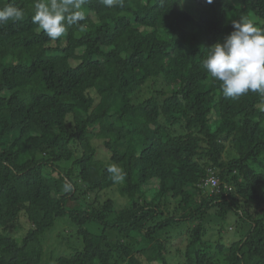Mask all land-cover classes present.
I'll use <instances>...</instances> for the list:
<instances>
[{"label":"trees","instance_id":"16d2710c","mask_svg":"<svg viewBox=\"0 0 264 264\" xmlns=\"http://www.w3.org/2000/svg\"><path fill=\"white\" fill-rule=\"evenodd\" d=\"M14 3L24 19L0 25V264H264V96L225 98L200 66L233 20L264 27V0H87L84 30L55 41L32 23L35 0ZM64 220L76 240L46 248Z\"/></svg>","mask_w":264,"mask_h":264},{"label":"clouds","instance_id":"9594fccd","mask_svg":"<svg viewBox=\"0 0 264 264\" xmlns=\"http://www.w3.org/2000/svg\"><path fill=\"white\" fill-rule=\"evenodd\" d=\"M87 0H35L32 23L49 39L61 38L69 27L76 26L84 30L85 20L81 10ZM103 5L124 6V0H101ZM211 4L212 0H206ZM22 8L14 3L0 9V25L16 23L24 19ZM233 31L207 49L201 61V68L214 80L225 98H239L248 93L264 96V27L257 26L252 19L241 16L232 21ZM107 171L115 173L116 180H122L123 173L115 166ZM64 190L71 191V185L65 184Z\"/></svg>","mask_w":264,"mask_h":264},{"label":"rangeland","instance_id":"374dc122","mask_svg":"<svg viewBox=\"0 0 264 264\" xmlns=\"http://www.w3.org/2000/svg\"><path fill=\"white\" fill-rule=\"evenodd\" d=\"M159 82L162 84V87L166 86L162 82V80H160ZM150 84L151 83H149L147 85V87H144L143 89L140 90V92L138 94V98H137L139 102H141L142 100H144L146 97H148L150 95V91L148 90V86ZM263 109H264V107H263ZM97 148H98L99 156H101L102 159H107L109 155H108V153H105L106 150L104 149V147L102 145L98 144ZM155 187H157V185H151L150 189L155 188ZM145 189L148 190L149 188H145ZM100 197H101L100 201H102V202H104L108 199L113 200L114 203L116 204V207L118 210L122 209L126 203L120 194H118L117 192H113V191L104 192L101 194ZM74 206L70 205V208L76 209V207H74ZM29 230H30V226L26 223L23 230L21 231V233L23 235H25ZM76 231H77V228L74 227V225H72L71 222L64 220V221L58 222L54 228H52L50 231L45 233L42 236L41 241H42V244H44L46 248L50 247V246L57 248V243L59 241H61V238H63L64 236H68L71 239L76 240L75 239ZM233 231H234L233 225L231 226L230 229H227L224 231V240H226V242L234 239ZM215 240H217V238L214 237V241ZM70 242H71V244H69L70 247H73V245L77 246V244L74 243L72 240H70ZM68 247L69 246L66 247V250L64 252L65 254H67V253H69V251H71V248H68ZM170 252H175V248H171ZM170 257L174 259L173 264H178L180 262V260H182L181 257H179V256L175 257L174 254H172Z\"/></svg>","mask_w":264,"mask_h":264}]
</instances>
